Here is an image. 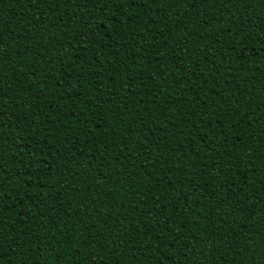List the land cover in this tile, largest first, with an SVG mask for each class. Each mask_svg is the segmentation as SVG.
I'll return each instance as SVG.
<instances>
[{"label": "trees", "instance_id": "16d2710c", "mask_svg": "<svg viewBox=\"0 0 264 264\" xmlns=\"http://www.w3.org/2000/svg\"><path fill=\"white\" fill-rule=\"evenodd\" d=\"M0 264H264V0H0Z\"/></svg>", "mask_w": 264, "mask_h": 264}]
</instances>
